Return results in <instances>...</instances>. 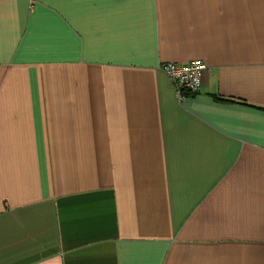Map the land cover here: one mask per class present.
Listing matches in <instances>:
<instances>
[{
	"label": "crops",
	"instance_id": "crops-1",
	"mask_svg": "<svg viewBox=\"0 0 264 264\" xmlns=\"http://www.w3.org/2000/svg\"><path fill=\"white\" fill-rule=\"evenodd\" d=\"M0 264H264V0H0Z\"/></svg>",
	"mask_w": 264,
	"mask_h": 264
},
{
	"label": "built area",
	"instance_id": "built-area-1",
	"mask_svg": "<svg viewBox=\"0 0 264 264\" xmlns=\"http://www.w3.org/2000/svg\"><path fill=\"white\" fill-rule=\"evenodd\" d=\"M160 69L173 83L179 100L184 96H194L200 92L201 79L207 70L199 61L187 64L166 63Z\"/></svg>",
	"mask_w": 264,
	"mask_h": 264
}]
</instances>
